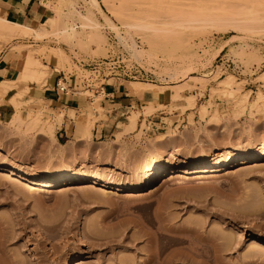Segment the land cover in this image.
Listing matches in <instances>:
<instances>
[{
  "label": "rangeland",
  "instance_id": "374dc122",
  "mask_svg": "<svg viewBox=\"0 0 264 264\" xmlns=\"http://www.w3.org/2000/svg\"><path fill=\"white\" fill-rule=\"evenodd\" d=\"M97 4L46 0L43 23L53 18L46 34L0 37V54L9 51L19 58L16 72L30 50L48 64L42 85L12 73L9 79L16 85L0 95V106L11 108L0 116V164L27 173L101 179L98 185L47 190L0 171V264H70L80 252L85 254L82 264H146L154 242L160 241L179 258L174 264L183 263L181 256L184 264H264V160L246 168L181 174L143 195L102 190L109 181L139 185L171 165L264 153V0ZM234 14L241 26L202 23L203 16ZM64 27L74 28L75 37L61 32ZM133 40L138 50L152 55L133 57ZM100 59L115 67L135 63L153 73V81L132 84L158 97L122 118L127 125L134 115V130L118 138V127L105 142L88 136L77 147L79 120L96 122V112H102L99 83L94 80L91 91H81L82 77L92 73L87 65ZM59 71L67 74L68 91L94 100L88 109H53L38 99L37 92L46 87L60 91ZM229 75L234 80L230 87L220 82ZM17 112L39 115L45 127H27L28 118L13 122ZM64 122L69 137L59 143L56 133ZM50 123L57 124L54 137L46 132ZM165 224L172 230L161 238L158 228Z\"/></svg>",
  "mask_w": 264,
  "mask_h": 264
},
{
  "label": "bare ground",
  "instance_id": "6f19581e",
  "mask_svg": "<svg viewBox=\"0 0 264 264\" xmlns=\"http://www.w3.org/2000/svg\"><path fill=\"white\" fill-rule=\"evenodd\" d=\"M65 1L69 2L70 0H65ZM97 1L98 0H92V2L95 5L97 4ZM82 15H84V14H82ZM83 17L87 18L86 16H83ZM238 17H239V15H238ZM238 17L235 14L233 16H231V17L230 16L226 17V15H222V16L218 15V17H215V18L203 16L202 17V23L204 22L207 25H226V24H229V23L237 25V23L239 21ZM91 21H92V19H91ZM247 21L251 22L252 20L250 19V20H247ZM253 21H255V19ZM259 22H261V21H259ZM52 23H53V18H50L45 23L41 24L40 27L32 29V28H30L28 26H25L21 22H11V21L7 20L5 17L0 16V37H2V38L26 37L30 33H33L36 37L39 38V37H41L42 35H44V34H46L48 32V30H49L48 26L49 25L51 26ZM138 24L137 25L133 24V26L135 25V26H138V27L139 26L142 27L140 25V23H138ZM94 25L96 26L97 23L94 22ZM253 25H255V24H253ZM256 25H258V23ZM129 26H130V24H129ZM131 26H132V24H131ZM239 26H241V25L239 24ZM246 26L248 27V25H245V27L244 26H242V27L248 29ZM250 26H252L251 23H250ZM214 27H216V26H214ZM224 27L225 26H223V28ZM231 27H233V25H231ZM251 28H253V26ZM139 29H141V28H139ZM238 29H240V28L238 27ZM250 30L251 29H248V31H250ZM61 32H63V33L64 32L65 33L68 32V34H69L68 36L71 37V38L75 37V35H76V31L72 27H70V28L64 27V28L61 29ZM121 38L122 37H120V39ZM122 39H124V38H122ZM99 40L102 41V39H100V37H99ZM133 43H134V40H133V42L131 44L133 46V49H132V47H130L131 45L129 46V48L133 50V52H132V50H131V52H132L133 57H135L136 59L143 58V56L146 53H149V52L150 53L148 55H150V56L152 55L151 51L138 50L135 47L136 43H134L135 46H134ZM28 48H30V47H28ZM47 65L43 64L42 62H40V60L35 58V56H34V54H33V52L31 50L28 51V53L25 56V64L23 65V67H24V70H23L24 71V75L22 74L23 80H34L36 82H39L42 85V83H45L46 78L48 77L47 70L44 68V67H47ZM42 66H43V68H42ZM189 77L190 78L191 77L196 78L195 76H192V75H189ZM220 82L223 85L228 86V87H230V86H232L234 84V80L232 78H230V75H229V77H225V78L221 79ZM134 84H135V82H134ZM138 84H139V82H138ZM140 84H142V83H140ZM15 85L16 84L13 81L2 80L1 83H0V95L7 94L11 89H13V87ZM61 85L65 86V84H63V83H61ZM22 93L20 92V94H22ZM24 93H25V90H24ZM20 94L17 95V93H16L17 96H20ZM176 95H177L176 98H178L180 96L178 93ZM12 99L14 100V97H12ZM12 99H10V100L12 101ZM13 103H14L15 106H17L16 102H13ZM26 118H28L27 122H25L26 125H28L27 127H30V128H33V129H38L41 126H44L43 125L44 123L43 124L41 123L39 115L32 116V114H30V113H29V115L27 114L26 116H23L21 113L17 112V114L14 116V119L12 121L14 122L16 120V121H19V123H20L22 121H25ZM135 118L136 117L134 115L131 116L130 117L131 120H130L129 124H127V125L124 124L126 127L123 130H121V131H119L117 133L118 138H119V135H122V133H124L126 131L129 132V131H132V130L135 129L136 124H137ZM52 123L47 125L46 132H47L48 135L54 137L57 124L55 125V123L54 124H52ZM94 125H95V121H91L88 118H81L79 120V126H78L79 128L78 129H79V131L81 133V139L82 140L85 139V137H88V136L91 137L92 129H93ZM41 130L43 131L45 129H43V127H42ZM70 152H72V150ZM263 160H264V153H250V154H247L246 156H244V157H242L240 159H237L235 161L227 160V161L219 162V161H216V160H208V159L204 158V159H201V160H199L197 162L184 164L183 166H173V165H171V166L165 167L159 172V174L156 177L147 178L146 180H144L139 185L138 184H134V185L133 184L132 185H130V184H115V183L110 182V181L109 182H105L103 184V186H102V190H103V192L106 193V195H108V194H112V195H119V194L122 195V194H124L125 196L143 195L144 193L148 192L149 190H151L155 186H158V185L162 186V185L168 183L169 181H171L174 177L180 176L181 174H186V175H188V174H206V173H211V172L215 173L217 171H224V170H227L228 168H233V167L246 168V167L249 166V164H252L254 162L263 161ZM0 171L6 173V175H8V176H17V178H20V179L25 180V181H27L29 183H32V184H36L40 188H44V189H47V190L49 188H52V187L71 186V185H74V184L75 185L76 184H82V185L83 184H89L90 186H93V185H98V182L101 180L99 176H93V177H87L86 175L75 176V175H72L70 173L63 174V175H60V176H55V175H51V174L27 173V172H22V171L18 170L15 167H9V166L2 165V164H0ZM168 225H169V223H168ZM162 226L163 227H159L158 228V230L161 231V233H160L161 234V238H162V236H164V237L168 236L166 234V232H168V230H172L171 227L169 226L170 228H168V226L166 224L162 225ZM189 230H191V229L189 228ZM258 237H261V234H259L257 236V238ZM154 243L155 244L153 246L154 247L153 251L149 255L148 261L147 262L145 261L146 264H174V262H176L175 261L176 258L174 257V255H171V253L168 252L169 251L168 250L169 249V243L168 244H166V243L163 244V242L161 243V241L160 242H154ZM84 258H85V254L83 252H80L70 264H82L84 262ZM181 259H182L181 262H183L182 264H184L185 258L183 259L182 256H181ZM176 260H179V258H177Z\"/></svg>",
  "mask_w": 264,
  "mask_h": 264
},
{
  "label": "crops",
  "instance_id": "0c3cea01",
  "mask_svg": "<svg viewBox=\"0 0 264 264\" xmlns=\"http://www.w3.org/2000/svg\"><path fill=\"white\" fill-rule=\"evenodd\" d=\"M45 1L46 0H0V16L5 17L11 22H21L32 29L38 28L48 16ZM18 60L19 58L17 55H11L9 51L0 54V83L2 80L13 81L9 79L12 73H16L17 78L22 80L23 63L20 72H16L18 69ZM132 83L133 81L124 83L109 80L104 90L102 92L99 91V93L102 94V99L100 101L102 112L101 114L96 112L98 119L92 129L91 140L93 142H105L112 138L116 128L119 127V131L124 129L122 118H124L130 110L135 107H144L145 103H150V101L158 97V95H154V93L143 87H135ZM37 93L38 99L45 102L53 109L64 108L68 111L79 112L83 109H88L90 104L94 101L89 96L61 92L55 90L54 87H46ZM10 109L9 107L0 106V116L7 115ZM66 126L67 124L64 122L56 133L59 143H62L60 138L69 137ZM78 132L79 140H76L75 143L77 147H81L82 139L79 129Z\"/></svg>",
  "mask_w": 264,
  "mask_h": 264
},
{
  "label": "built area",
  "instance_id": "2783aa9c",
  "mask_svg": "<svg viewBox=\"0 0 264 264\" xmlns=\"http://www.w3.org/2000/svg\"><path fill=\"white\" fill-rule=\"evenodd\" d=\"M231 64L233 63H229L228 66L230 67ZM87 66L90 67L92 73L90 75L87 76L84 75L82 77L83 85L85 88L81 91L84 90L91 91L92 86L94 84V80H96L99 83V86L97 88H100L103 91L106 83L109 80H115L119 82H132L135 80L153 81V76H154L153 73L145 70L143 67L136 65L135 63L134 64L124 63L122 66L118 65V67H115L113 65V62H111L110 60L100 59L93 63H89ZM72 76L73 75H70V78H72ZM66 82H67V74L64 71H59L56 85L61 92L89 96L84 92L79 93L80 91L79 92L68 91V87L61 85V83L66 84ZM76 85L77 82L74 84V87L71 88L70 90H75Z\"/></svg>",
  "mask_w": 264,
  "mask_h": 264
}]
</instances>
